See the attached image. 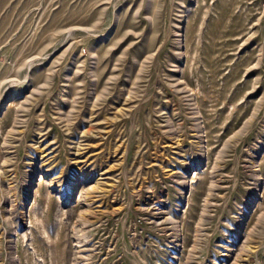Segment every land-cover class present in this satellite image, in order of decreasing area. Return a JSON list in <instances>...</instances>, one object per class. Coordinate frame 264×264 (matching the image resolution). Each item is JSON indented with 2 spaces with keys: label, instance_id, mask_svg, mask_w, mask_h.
<instances>
[{
  "label": "rangeland",
  "instance_id": "374dc122",
  "mask_svg": "<svg viewBox=\"0 0 264 264\" xmlns=\"http://www.w3.org/2000/svg\"><path fill=\"white\" fill-rule=\"evenodd\" d=\"M0 264H264V0H0Z\"/></svg>",
  "mask_w": 264,
  "mask_h": 264
}]
</instances>
